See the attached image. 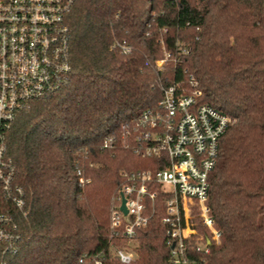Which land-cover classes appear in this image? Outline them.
I'll return each mask as SVG.
<instances>
[{
    "label": "trees",
    "instance_id": "16d2710c",
    "mask_svg": "<svg viewBox=\"0 0 264 264\" xmlns=\"http://www.w3.org/2000/svg\"><path fill=\"white\" fill-rule=\"evenodd\" d=\"M66 20L68 84L31 100L7 134L25 205L15 212L18 249L5 264H75L99 252L102 264H124L109 247L110 196L122 169L160 165L136 155L132 140L125 145L121 124L155 106L162 87L189 91L190 75L200 102L236 118L209 174L220 241L196 255L204 264H264V0H75ZM107 133L115 135L111 148L102 147ZM77 164L90 177L83 186ZM162 214L158 194L128 264H171Z\"/></svg>",
    "mask_w": 264,
    "mask_h": 264
},
{
    "label": "built area",
    "instance_id": "2783aa9c",
    "mask_svg": "<svg viewBox=\"0 0 264 264\" xmlns=\"http://www.w3.org/2000/svg\"><path fill=\"white\" fill-rule=\"evenodd\" d=\"M75 0H0V264L18 249L21 233L15 218L23 211L25 190L7 149V134L18 113L30 101L46 97L68 84L71 73L70 27L66 15ZM154 13V11H153ZM198 28V27H197ZM117 44L124 52L130 47ZM170 57L157 59L162 68ZM190 90L180 83L162 87L157 104L121 124L125 145L155 157L158 167L122 169L123 180L111 197L108 242L124 263L136 256L137 229L147 223L162 194L165 244L171 264H204L221 231L208 205L209 174L216 165L219 139L235 116L207 102L193 75ZM115 135L105 134L102 147L111 148ZM92 164V162L90 163ZM78 184L90 181L76 165ZM125 198L127 212L121 208ZM198 225L207 231H199ZM104 255L84 253L75 264H102Z\"/></svg>",
    "mask_w": 264,
    "mask_h": 264
},
{
    "label": "water",
    "instance_id": "95a60500",
    "mask_svg": "<svg viewBox=\"0 0 264 264\" xmlns=\"http://www.w3.org/2000/svg\"><path fill=\"white\" fill-rule=\"evenodd\" d=\"M121 208L123 209L124 212H127V208L125 206V198H122Z\"/></svg>",
    "mask_w": 264,
    "mask_h": 264
},
{
    "label": "rangeland",
    "instance_id": "374dc122",
    "mask_svg": "<svg viewBox=\"0 0 264 264\" xmlns=\"http://www.w3.org/2000/svg\"><path fill=\"white\" fill-rule=\"evenodd\" d=\"M113 193H114V192H113ZM113 193H112V194H113ZM111 197H112V195L110 196V203H111ZM109 207H110V206H109ZM136 256H137V253H136ZM136 256H135V257H136Z\"/></svg>",
    "mask_w": 264,
    "mask_h": 264
}]
</instances>
